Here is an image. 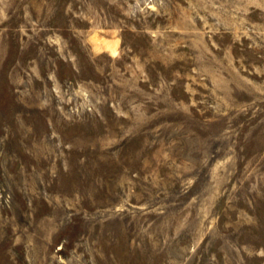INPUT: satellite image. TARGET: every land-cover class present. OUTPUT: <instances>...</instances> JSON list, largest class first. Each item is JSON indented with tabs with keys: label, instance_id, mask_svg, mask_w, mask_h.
Masks as SVG:
<instances>
[{
	"label": "rangeland",
	"instance_id": "obj_1",
	"mask_svg": "<svg viewBox=\"0 0 264 264\" xmlns=\"http://www.w3.org/2000/svg\"><path fill=\"white\" fill-rule=\"evenodd\" d=\"M0 264H264V0H0Z\"/></svg>",
	"mask_w": 264,
	"mask_h": 264
}]
</instances>
